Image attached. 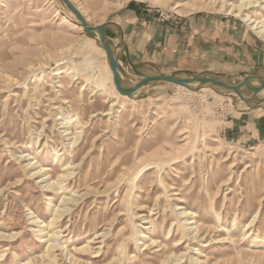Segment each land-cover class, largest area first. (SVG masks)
<instances>
[{"label": "rangeland", "instance_id": "obj_1", "mask_svg": "<svg viewBox=\"0 0 264 264\" xmlns=\"http://www.w3.org/2000/svg\"><path fill=\"white\" fill-rule=\"evenodd\" d=\"M71 1L96 26L136 13L145 33L120 57L129 86L154 75L264 76V39L219 0ZM75 23L59 0H0V264H162L171 254L177 264H264V111L244 115L254 109L220 87L114 95L95 78L114 76L106 49ZM173 36L199 40L201 54L174 61ZM107 41L115 49L117 32ZM29 158L53 180L71 164L66 195L78 201L53 226L62 196L30 175ZM175 205L195 211L199 239ZM137 227L163 248L144 249ZM42 228L60 231L57 248L48 252Z\"/></svg>", "mask_w": 264, "mask_h": 264}, {"label": "bare ground", "instance_id": "obj_2", "mask_svg": "<svg viewBox=\"0 0 264 264\" xmlns=\"http://www.w3.org/2000/svg\"><path fill=\"white\" fill-rule=\"evenodd\" d=\"M219 1L222 3L221 8L226 9L228 11V14H231L235 17H239L242 21H244L247 25H249L251 27V29L254 30L260 38L264 39V0H240L238 3H233V2H231V0H219ZM75 25L77 27H79L81 30H83V27L79 23H75ZM112 31L116 32V30H114V29H109L108 33L112 32ZM70 69L72 70V71H70L71 73H76V68L74 66H71ZM63 72H64L63 69H58L57 71H55L54 74L58 75V74H62ZM75 75H77V74H75ZM95 78H96V81L98 83H100L102 86H104V87L108 86V88L111 90V92L114 95H119L123 98H127V97L130 98L118 86V84L115 82L114 76L109 71H107L106 75L98 74ZM61 83H62V81H61ZM59 85H60V83H59ZM178 87L185 88V87L179 86V85H178ZM65 131H66V129H65ZM81 135H82V132H81ZM71 143H73V142H71ZM77 144H78V142H77ZM72 146H73V144H72ZM22 157L23 156H19V159H21ZM55 159H56V161H58V157H56ZM72 161L73 160H71V162ZM36 164H37V162L35 161V159L29 158V162L27 163V166H29V168H32L31 169L32 173H30V175L36 176L37 178H39L40 179L39 182L41 184H44V187L45 188L47 187V190H49V188H50L51 191L54 190L58 194H61V196H62L61 204L59 206H55L53 208L54 215H53V218L51 219L50 223L48 224V226H53L54 225L53 222H55V221L58 222L59 218L61 216H63L64 213H67L71 210L70 205L71 204L73 205L76 201H78V200H75V198H72V197H69L66 195L67 194V192H66L67 188H66L65 182H67V180L71 176V172L70 171H69L70 173L67 172V170H68V168H70L71 164H70V166L68 165L69 163L66 164V166L63 168V170L64 169L65 170L62 171L54 180L49 177L50 175L47 176L48 172H47L46 168H44L43 166H40V165L36 166ZM70 170H71V168H70ZM180 201L184 202L185 204L188 205V203L186 201H184L183 199H180ZM175 208H176L175 210L177 211V215L180 216L181 219L183 220V222L181 224L184 226L185 231L187 232V235L191 236L192 239H199L201 235H197V233H199L200 226L202 224L199 223L195 219V215H196L195 211H193L192 209H188L187 206H185V205L184 206L175 205ZM259 211H260L259 209H257L255 211L254 217L252 218L251 222H249L248 227H250L253 224V222L257 219ZM28 214H29V220H30L31 224H36L40 228L43 226H46L47 223L41 217H39L37 214L32 212V210L31 211L29 210ZM138 218L142 219V215H140ZM146 222H151V220L148 219V220H146ZM144 228L149 229L151 227L149 226V227H144ZM36 231H39L42 234L41 241L47 243L48 252L50 250H53V249L58 247V245H59L58 237L60 234L59 230H55L52 228V230L45 231V229L42 228V229H36ZM136 234H137V237H139L138 239L144 237V238H146L147 241H150L149 243H143L144 249H147L149 247H159V246H161L163 248V246L165 245L163 242L159 244L158 241L156 239H154V237H152V236L150 237V235L147 236V234H145L138 227H137V233ZM173 234H174L173 230H172V228H170L169 234H168L169 236L167 238L170 239L171 236H173ZM12 236H13V234L8 235V237H12ZM183 240H184V235L181 238L179 243H182ZM78 249L84 250L85 248H82V246H81ZM159 250H161V249H157L156 252ZM44 256L45 255H43L42 257H44ZM182 259H183V257L178 258L177 256H174L173 254H171L163 260L162 264H177ZM51 261L55 262V257H53L51 259ZM29 262H30V260L27 259L26 261H23L20 264H29ZM42 264H45V263H42ZM111 264H112V262H111Z\"/></svg>", "mask_w": 264, "mask_h": 264}, {"label": "water", "instance_id": "obj_3", "mask_svg": "<svg viewBox=\"0 0 264 264\" xmlns=\"http://www.w3.org/2000/svg\"><path fill=\"white\" fill-rule=\"evenodd\" d=\"M76 18L78 23L83 27L84 32L89 37L98 38L106 49L109 64L114 74L115 82L118 86L131 98L133 93L142 87H155L161 83H172L183 86L192 91H201L206 88L216 89V87L224 88L229 93L237 94L251 108L256 109L264 106V98H258L257 95L264 90V76L262 75H247L242 77L238 83H230L226 80L213 78L210 76L197 75L191 78H185L177 75H154L148 77H139L132 79L134 86H129L124 79V71L120 65V57L125 47V33L122 26L116 22H106L100 25H92L81 10L71 0H59ZM109 29L116 30L119 41L115 49H113L108 41L107 35ZM257 82L258 85H254ZM247 88L250 93L247 94L243 90ZM257 100L255 105H251L252 101Z\"/></svg>", "mask_w": 264, "mask_h": 264}, {"label": "crops", "instance_id": "obj_4", "mask_svg": "<svg viewBox=\"0 0 264 264\" xmlns=\"http://www.w3.org/2000/svg\"><path fill=\"white\" fill-rule=\"evenodd\" d=\"M125 15H126L125 16L126 21L119 23L122 26L124 33H125V47L123 49V54H124L126 48L131 50V47H134L133 44L136 45V43L141 40V38H142L141 32L145 33L143 26L140 25V27H138L137 22H138L139 18L137 17L136 13L133 10H127ZM133 18H135V19H133ZM184 37L180 38V36H173V39L176 40L177 43L170 50L171 58L174 61L177 60L178 62H181V64L189 63L192 59H195L199 53L201 54V52H202L201 51L202 50L201 49L202 43L199 40L194 39L195 40L194 41L192 39V36H191L189 38L188 44H186L187 39H185ZM193 37L195 38L196 36H193ZM199 37H203V36H197L196 38L199 39ZM250 44L253 45L254 43L250 42ZM122 57H123V55H122ZM234 66L231 68H234ZM235 67H237V66H235ZM234 71H237V70H232V72L230 70H227L226 72L223 73L224 75H220V77L223 76L222 78H224L227 81H230V78L240 81L243 76L241 75L240 72L237 71L235 73ZM228 72H231V73L228 74ZM211 74H216V73L212 72ZM252 74H260V73H256L255 71H253ZM215 76H217V75H215ZM249 93H250V91H249ZM249 93H247V94H249ZM263 93H264V90H262L257 96L258 97H264ZM256 102H257V100H256ZM259 111H264V108L259 107V108H256L254 110H251L250 112H244L243 114L244 115H252L255 113H259Z\"/></svg>", "mask_w": 264, "mask_h": 264}]
</instances>
